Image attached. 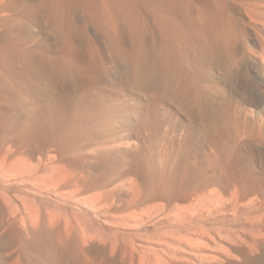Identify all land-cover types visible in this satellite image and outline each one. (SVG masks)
<instances>
[{"label": "rangeland", "instance_id": "374dc122", "mask_svg": "<svg viewBox=\"0 0 264 264\" xmlns=\"http://www.w3.org/2000/svg\"><path fill=\"white\" fill-rule=\"evenodd\" d=\"M84 1L86 0H81L79 5L75 7L77 9H73L72 27L66 24V28L64 26L56 30L53 24L54 20L50 19L48 22L46 19L45 0H0V49L2 46L4 48L6 47L4 45L11 43L13 41L11 39L14 38L15 40L14 36L10 37V32L12 31H15L16 36L20 34L22 38L25 35H27V38L30 34H35L32 35L34 39L26 45L28 48L35 47L32 49H37V53L35 52L32 58V63L35 67L33 71L35 77L33 78L34 80L31 79V87H28V85H25L26 88L23 87L29 94L26 93L25 95H19V98L17 97V101L23 110H29L33 103L38 101L45 109L60 113L67 106L71 107L72 101L70 102V99L73 97L74 99L76 98V101H81L82 99L85 106L93 99L101 103L106 100V104H103L102 109L99 108L97 111L91 110V112H88V106L86 108H83L84 105L82 106L83 110H88H85L86 113L84 111L86 120L84 119V121L75 124V128L73 127L70 132V138H73L76 143L73 140H71L72 143L69 142L68 137L65 139L66 134L62 130L55 129V131H50L46 129L48 128L46 124H42V127L40 126V131L42 132L37 134L35 142L29 141L31 144L27 143L29 146L25 144L27 141L20 140L26 146V148L21 147V150L18 147L23 145L20 143L17 146L19 142L15 139L7 138L6 140V138H2V140L0 138L3 141L0 143V153L2 152V145L3 151L7 150L9 152L6 151L5 153L7 154L4 153L6 158H9L7 157L8 155L10 156L9 159L14 156L12 160L14 161L15 157L21 154L22 158L18 159L19 161H24V159L30 163L33 161L31 165L34 167L38 165L40 170L43 169L40 172H38L39 170L37 171L38 176L41 173L40 176H43L42 178L44 179L43 173L48 175L47 171L50 172V175H53L47 176V178L49 177L50 179L52 177L51 180L53 182H51L54 186L52 187L53 189L44 190L45 183L41 182L37 183L34 188L32 186L33 180L28 177H26L28 179H25V176H23L24 179L20 176L17 180L10 178V180H4L5 182L0 179V193L3 189L4 195L2 193L1 195L5 197L1 196L3 202H0L5 204L6 198L9 196L7 199L13 201L11 202L10 200V203H15L11 204L10 209L16 207L11 212L20 209L17 211L19 214L16 211L13 212L18 214L14 218L15 215L14 217L10 215L8 213L10 209L8 207L6 209L5 206L9 202L5 205L0 203V258L8 259L2 264H17L16 261L19 254L16 249L18 247L16 246L18 243L17 237L19 236L10 234V237L6 238V233H2L7 232V236H9L8 233L12 230L10 227L12 228L14 220L16 223H14V226L20 222L17 225L20 229L17 227L15 229L22 233L21 226L23 227V224L21 225V223L23 221H20V219L22 220L23 215V218H25L24 225L26 226H24V230L28 228L27 230L32 234L33 230L31 228L34 230L40 229L43 225L42 218L46 214L45 211L43 213L44 209L40 204L42 199L48 201L49 211L52 213L53 226L52 228L50 226L49 229L53 232L51 240L54 249L53 255L59 264L263 263L264 256H260V252L253 240L254 238H249L248 235L252 227L245 224L249 214L253 218L259 215L256 207L247 206V208L245 207L247 212H245V209L244 211H235L236 208L229 206L227 211L221 212L223 215L225 214L223 217L220 216L221 220L217 216L210 225L208 224L209 226H205L210 239L216 241L217 245L229 249L230 255L220 253L215 249V244L212 246V243L206 241L209 251L207 249L201 251L205 255L201 256L204 257L203 259H198V256L191 254L190 249H188L190 241L196 239L194 235H190L197 232L195 225L190 224L189 226L187 224V226L185 222V225H182L185 220L182 218L183 216L181 215V217L177 211H175L176 214L172 213L175 207H181L180 209L189 207L197 204L201 199L204 200V196L207 198L210 193L215 192L217 195H224V197L230 196L232 193L235 195L243 194L245 197L242 201L243 203H248L259 198V196L260 198L264 197V64L252 57V51L261 52V49L255 47L250 38H248L249 33L245 22L240 21L238 18L237 7L231 3V6L227 5L224 7L222 6L223 0H221V9L223 10H221V14L224 12L225 15V11H227L229 17L226 14V17L223 15V18L221 15L222 19L219 26L212 25L208 21L207 9L209 6L207 5L210 4L209 0H161V5L154 4L151 2L152 0L150 2L135 0L139 4H137L138 12L136 13L141 29L140 37L138 38L140 43L135 45L132 36H130L129 28H127L125 22L119 21V27L115 34L121 43L124 54L122 57H120L121 55L118 57L116 51H114L115 47H113L112 43H109L108 37L101 34L102 32L96 24L92 26L94 23L84 12ZM8 6L11 11L3 10ZM155 7L158 9L159 7L162 8L166 16L164 14V17H159L162 13L160 9L157 11ZM32 8L34 11H32ZM15 9L19 13H16ZM231 13L235 15L232 16ZM204 16H207V18ZM42 18L43 20H41ZM192 18H198L199 26H204L205 24L206 31L204 30V32L198 34L197 28L191 26L188 22ZM160 19L163 23L167 22L168 28L163 26L160 28ZM205 19L208 21V25L204 22ZM224 19L228 22V26H225L227 22ZM224 21L225 23H223ZM74 25L76 26L74 27ZM211 27L214 31H212ZM227 32L228 34H226ZM65 36L68 37V40ZM74 36L75 39H73ZM165 36L168 38H164ZM21 37L20 39H22ZM71 39L75 40L76 43ZM55 41L58 43V45L55 43L56 47L53 43ZM35 42L38 45L42 43L38 46ZM59 45L63 49H70L69 53L66 50L65 52L63 49H59ZM67 46L73 50L69 47L67 49ZM160 49H166L164 50V56L159 54ZM38 50L40 53L46 51L47 55H44L45 53L38 55ZM73 51L77 52L72 53ZM49 56L52 57L50 58ZM54 56L55 58L69 60L67 61L68 63L65 61L67 67L52 66V63L49 62ZM64 56L66 57L64 58ZM0 57L2 61L4 56L1 50ZM72 57L78 58V61ZM71 62L75 63V65ZM84 66H89V70ZM74 72L77 74L75 75ZM15 86L16 84L7 76V73L0 70V96L4 90L12 89ZM32 87L38 88L39 92L41 91L40 94L37 95L38 92L35 94L31 93L30 88ZM105 87L109 88L106 89ZM121 88L124 90L117 92ZM67 93H70V95ZM120 93H123V95ZM107 96L108 99L111 97L113 100L110 98L109 101ZM113 96L116 98L114 99ZM107 100L112 103L107 102ZM62 105L63 108L61 107ZM11 109L12 106H9L6 102H0V114H2L1 112L7 113L8 110L10 112ZM87 141L91 142L88 143ZM11 142L14 143L12 144ZM67 144L71 148H68ZM27 150H30L33 155H28ZM122 150L124 151L122 152ZM16 151L17 154H14ZM21 151L26 156L20 153ZM29 156L32 157V160ZM8 162H11V160L8 161L7 159ZM34 162L36 163L33 164ZM132 165H135V167L133 168ZM44 168H48V170ZM71 173L73 176L70 175ZM85 176L86 181L90 180H87V178L92 179V181H89L90 184L86 181L83 184L84 187L79 183L72 184V180L75 178L81 177L80 179L84 180ZM189 178L190 180H188ZM164 179L169 183L165 192L153 191V189L158 187L160 181ZM79 185L82 188L86 187L85 189L88 190V193L85 189H81ZM257 185H260V187L256 188L258 187ZM73 187L81 191L79 194V191H75L78 196L81 194L82 197L97 198L96 200L98 201L102 197L100 200L103 202H98L100 205L104 206L105 202L109 201V204L106 203L107 208L112 207L109 209L111 211L114 210L112 214L115 218L119 217V220L114 218V220L109 221V219L107 220L109 222H106V217L98 215L97 221H89L93 232L89 228H85L82 221L76 216V214H81V211L74 202L77 195H74ZM188 187L190 188L188 189ZM71 193L74 196H71ZM14 205L15 207L12 208ZM93 206H90L91 210L98 207L97 205ZM113 206L120 210L117 208L113 209ZM122 207L124 208L122 209ZM147 210L151 214L149 212L145 213ZM202 210L204 211L205 209ZM249 211L254 213L252 214ZM26 213L34 216L39 215L41 218L42 221L40 220L39 225H36V229L32 227L33 225L30 222L27 225L26 221L29 220L27 217H30V214L25 217ZM86 213L88 214L89 212L85 210L82 212L85 218L91 220V215H86ZM135 213L138 217H134ZM136 218L141 219L139 220L140 223L136 222L138 220ZM175 219H178L177 225H173ZM187 220L189 219L186 218ZM67 221L73 222L74 228L71 229L73 230L71 235L66 233L67 228L65 226ZM115 221L117 224L119 221L121 225H117ZM3 227H5V231ZM81 229L84 230V233L91 234L94 237L84 239ZM27 230L22 234L24 237L27 236L26 238H29L31 234L28 236L27 234L30 232ZM226 232L238 237L240 242L227 244L224 238ZM15 237L17 239H14ZM10 244L12 245L11 247ZM249 246H253L252 249ZM78 259L79 262H76Z\"/></svg>", "mask_w": 264, "mask_h": 264}, {"label": "bare ground", "instance_id": "6f19581e", "mask_svg": "<svg viewBox=\"0 0 264 264\" xmlns=\"http://www.w3.org/2000/svg\"><path fill=\"white\" fill-rule=\"evenodd\" d=\"M11 1V0H10ZM41 1H43V0H41ZM46 1V5H45V7H46V19L48 20V22H49V20L51 19H53L54 20V22H53V24H54V26H55V29L57 30V29H61L62 27H64L66 24H69V25H71V26H69V27H72V25H73V17H72V12H73V9L75 8V7H77L78 5H79V2L81 1V0H45ZM137 1V0H136ZM135 0H86V1H84V9H85V13L88 15V17L90 18V20L94 23V24H92L90 21V24H92V26L93 25H97V27H98V29L102 32L101 34H104L106 37H108V39H109V43L111 44H113V47H115V50L114 51H116V53H117V55H118V57L120 56V57H122L123 56V54H124V52H123V50H122V48H121V43H120V41H119V39L117 38V36H116V34H115V32H116V30H117V28L119 27V23L121 22V21H123V22H125V24H126V26H127V28H129V30H130V33H131V35L130 36H132V38H133V42L135 43V45H138L139 43H140V41H139V37H140V26H139V23H138V18H137V13L136 12H138L137 11V2H136ZM145 1H148V2H150L151 0H145ZM181 1V0H180ZM210 1V4L209 5H207V6H209L208 7V9H207V16H208V21H210V23L212 24V25H219L220 24V21H221V19H222V16L224 15V12L221 14V4H222V6H224V7H226L227 5L228 6H231V4H234L235 5V7H237V15H239V20L241 21H244L245 22V26H246V28H247V30H248V33H249V36H248V38H250V40L252 41V44L255 46V47H259L260 49H261V52H255V51H252L251 52V54H252V57L256 60V61H259V62H261V63H263L264 64V0H223L222 1V3H221V0H209ZM151 2H153L154 4H156V5H161L162 4V1L161 0H152ZM22 3V2H21ZM39 3H41V2H39ZM44 3V2H43ZM231 3V4H230ZM20 5V4H19ZM139 5V4H138ZM153 5V4H152ZM36 7V6H35ZM34 7V8H35ZM4 8V7H3ZM25 8V7H24ZM41 8V7H40ZM156 9H157V11H159V9H160V11H161V13H162V15H159V17H164V16H166V14H165V12L163 11V9L162 8H160L159 7V9L157 8V7H155ZM29 9V8H28ZM33 9V8H32ZM75 9H77V8H75ZM230 9V8H229ZM3 10H6V11H11V9H10V7L8 6V7H6V8H4ZM31 10V9H30ZM144 10V9H143ZM5 11V12H6ZM29 11V10H28ZM32 11H34V9L32 10ZM41 11V10H40ZM223 11V10H222ZM230 11V10H229ZM15 12L16 13H19L18 12V10L17 9H15ZM42 12V11H41ZM167 12V11H166ZM204 12H205V10H204ZM226 12V14H227V17H229L228 16V13H227V11H225ZM231 12V11H230ZM165 14V15H164ZM205 14H206V12H205ZM225 14V15H226ZM31 15V14H30ZM37 15V14H36ZM86 15V16H87ZM164 15V16H163ZM222 15V16H221ZM224 15V16H225ZM231 15L233 16V15H235V14H232L231 13ZM149 16V15H148ZM151 17H152V15H150ZM207 16H204V17H206L207 18ZM224 16H223V18H224ZM36 17V16H35ZM40 17V16H39ZM38 17V18H39ZM191 17V16H190ZM226 17V16H225ZM235 17V16H234ZM87 18V17H86ZM232 18V17H231ZM45 19V18H44ZM198 18H192V19H190V20H188V22H189V24L191 25V26H194L195 28H197V30H198V34L199 33H202V32H204V30H205V28H206V26H205V24H204V26H199V24H198V20H197ZM204 19V18H203ZM226 19V18H225ZM224 19V20H225ZM37 20V19H36ZM41 20H43V18L41 19ZM47 20H45V21H47ZM232 20V19H231ZM235 20H236V18H235ZM75 21V20H74ZM120 21V22H119ZM208 21H206V19L204 20V22L207 24L208 23ZM226 21V20H225ZM225 21L223 22V23H225ZM233 21H234V18H233ZM13 22V21H12ZM51 22V21H50ZM88 22V23H89ZM119 22V23H118ZM159 24H160V28L163 26V27H167V22L166 23H163L162 22V20L160 19L159 20ZM187 22V23H188ZM227 22V21H226ZM42 23V22H41ZM87 23V24H88ZM170 23V22H169ZM222 23V24H223ZM86 24V25H87ZM230 24V23H229ZM37 25H38V23H37ZM36 25V26H37ZM44 25V24H43ZM156 25V24H155ZM171 25V24H170ZM208 25V24H207ZM228 26V22L227 23H225V26ZM244 25V24H243ZM28 26V25H27ZM50 26V25H49ZM76 25H74V27H75ZM88 26V25H87ZM92 26H91V28H92ZM220 26V25H219ZM219 26H217V27H219ZM230 26V25H229ZM32 27H34V26H32ZM44 27H45V25H44ZM44 27H41V28H44ZM170 27V26H169ZM224 27V26H223ZM242 27V26H241ZM35 28V27H34ZM48 28V27H47ZM51 28V27H50ZM65 28H66V26H65ZM168 28V27H167ZM210 28V27H209ZM11 30H12V28H10ZM9 29V30H10ZM15 29H17V28H15ZM80 29V28H79ZM164 29V28H163ZM211 29H212V27H211ZM29 30H31V29H29ZM42 30V29H41ZM63 30H66V29H63ZM84 30V29H83ZM167 30V29H166ZM170 30V29H169ZM216 30V29H215ZM217 30H218V28H217ZM17 31V30H16ZM40 31V30H39ZM72 31V30H71ZM85 31V30H84ZM83 31V32H84ZM88 31V30H87ZM162 31V30H161ZM164 31V30H163ZM206 31V30H205ZM212 31H214L213 29H212ZM226 31H228V30H226ZM18 32V31H17ZM29 32V31H28ZM32 32V31H31ZM43 32H44V30H43ZM51 32H52V30H51ZM165 32V31H164ZM210 32V31H209ZM220 32V31H219ZM41 33V32H40ZM56 33V32H55ZM68 33V32H67ZM190 33V32H189ZM207 33V32H206ZM23 34H25V33H23ZM51 34V33H50ZM57 34V33H56ZM81 34H82V32H81ZM88 34V33H87ZM87 34H85V35H87ZM160 34V33H159ZM226 34H228V32L226 33ZM247 34V33H246ZM10 37L12 38V36H14L15 37V40H14V38L13 39H11V40H13L11 43H9V44H7V45H4V46H6V47H4L3 48V46H2V48L0 49L1 51H2V55L4 56V59L1 61L0 60V70L1 71H3V72H5V73H7V76H9V78L10 79H12L13 80V82L16 84V86L15 87H13L12 89H6V90H4V92L1 94V96H0V100L1 101H3V102H6L9 106H12V109H11V111L9 112V110L7 111V113L6 112H1L2 114H0V138L2 139V138H6V140H7V138H13V139H15L16 141H18L19 143H17V146H18V144H20L21 142H20V140H24V141H27L25 144H27L29 141H34L35 140V138H36V136H38L37 134L38 133H40V132H42V131H40V128L42 127L41 125L42 124H46L47 126H48V128H46V129H48V130H50V131H55V129H59L60 131L62 130L63 132H64V134H66L65 136V139L68 137L69 139V142H71V140H73V138H70V132L72 131L71 129L74 127V125L75 124H77V123H79L80 121H84V119L86 120V115H85V113H86V111H88L87 109H82V106L85 104L84 103V101H82V99H81V101L80 100H77L76 101V98L74 99V97L73 98H71L70 99V102H71V107H68L67 106V108H65L64 110H62V111H60V113H54V112H52L53 110H47V109H45L44 107H43V105H40L39 103H38V101L37 102H34L33 103V106L27 111V110H23L22 109V106L20 105V103L17 101V97L19 98V95H22V94H26L27 93V90L25 91V85H28V87H31V83H32V81H31V79H33L34 77H35V75H34V70H35V67H34V65H33V63H32V58L34 57V55H35V52L37 53V49L35 50V49H32V48H35V47H30V48H28V47H26V45L28 44V42H30L31 40H33L34 39V37L32 36V35H35V34H30L27 38H26V36L27 35H25V36H23V38L25 39H23L22 37H21V35L20 34H18L17 36H16V34H15V31L13 32H10ZM20 35V36H19ZM45 35V34H44ZM65 35H67V34H65ZM72 34L70 33V36H71ZM203 35H204V33H203ZM210 35V34H209ZM233 35V34H232ZM19 36V37H18ZM38 36V35H37ZM89 36V35H88ZM169 36H171L170 34H169ZM211 36V35H210ZM229 36V35H228ZM20 37L22 38V39H20ZM51 37V36H50ZM57 37H59V36H57ZM66 37V39L68 40V37L67 36H65ZM72 37V36H71ZM164 38H168V37H164ZM229 38V37H228ZM231 38H232V36H231ZM10 39V38H9ZM40 39V38H39ZM44 39H46V38H44ZM70 39V38H69ZM73 39H75V36L73 37ZM73 39H71V40H73ZM156 39V38H155ZM76 40H78V39H76ZM80 40V39H79ZM83 40V39H82ZM81 40V41H82ZM101 40V39H100ZM6 41V40H5ZM53 41V40H52ZM73 41H75V40H73ZM73 41H71V42H73ZM91 41H92V39H91ZM126 41V40H125ZM224 41V40H223ZM222 41V42H223ZM226 41H228V40H226ZM10 42V41H9ZM68 42H70V41H68ZM67 42V43H68ZM124 42V41H123ZM158 42V41H157ZM156 42V43H157ZM172 42V41H171ZM249 42V41H248ZM36 43V42H35ZM42 43V42H41ZM40 43V44H41ZM54 43V45H55V43H56V41L55 42H53ZM75 43H76V41H75ZM166 43V42H165ZM213 43V42H212ZM37 44V43H36ZM39 44V45H40ZM45 44V43H44ZM43 44V45H44ZM50 44H51V42H50ZM57 45H58V43H56ZM63 44V43H62ZM215 44V43H214ZM32 45V44H31ZM38 45V44H37ZM38 45V46H39ZM57 45H55V47L57 46ZM61 45V44H60ZM59 45V46H60ZM73 45V44H72ZM217 45V44H216ZM215 45V46H216ZM42 46V45H41ZM41 46H40V48H41ZM46 47L48 48V46L46 45ZM50 47H52V46H50ZM68 47L69 46H67V49H68ZM162 47V46H161ZM212 47H213V44H212ZM246 47V46H245ZM38 49H40L39 47H37ZM42 48H43V46H42ZM69 48H71V47H69ZM75 48H77V47H75ZM75 48H74V50H75ZM81 48V47H80ZM44 49V48H43ZM59 49H63V47L61 48V46H60V48ZM84 49H86V48H84ZM112 49V48H111ZM221 49V48H220ZM42 50V49H41ZM47 50V49H46ZM53 50V49H52ZM64 51L66 50V48L65 49H63ZM71 50H73L72 48H71ZM79 50V49H78ZM82 50H83V48H82ZM82 50H80V51H82ZM164 50H166V49H164ZM164 50L163 49H160V53L159 54H161L162 56H164L165 54V52H164ZM167 50H168V48H167ZM42 51H44V50H42ZM56 51V50H55ZM68 53H69V51H70V49L69 50H66ZM65 51V52H66ZM113 51V50H112ZM38 52H39V50H38ZM50 52H52V51H50ZM61 52H62V50H61ZM75 52H77V51H75ZM74 51L72 52V53H75ZM79 52V51H78ZM43 53V52H42ZM42 53H38V55H40V54H42ZM45 53V54H44ZM43 54L44 55H47V52L45 51ZM49 53V52H48ZM85 53H87V52H85ZM137 53H138V51H137ZM226 53V52H225ZM50 54V53H49ZM54 54H56V53H54ZM63 54H66V53H63ZM80 54V53H79ZM58 55V54H57ZM57 55H56V57H57ZM61 55H62V53H61ZM52 56H53V54H52ZM52 56H49L50 58L52 57ZM82 56V55H81ZM86 56V55H85ZM128 56H130V55H128ZM134 56V55H133ZM39 57H41V56H39ZM60 57V56H59ZM66 56H64V58H65ZM70 57V56H69ZM76 57V56H75ZM75 57H72L73 59L75 58ZM77 57H79V55H77ZM1 58V57H0ZM36 58V57H35ZM45 58V57H44ZM48 58V57H47ZM89 58V57H88ZM43 59V58H42ZM49 59V58H48ZM66 59H68V58H66ZM73 59H71V61H73ZM76 59V58H75ZM78 59V58H77ZM76 59V61H78ZM123 59V58H122ZM51 60V62H49V63H52V66L54 65V67L56 66V67H58V66H60V67H67V65H66V62L67 61H69V60H64L63 58H55V56H54V58H52V59H50ZM37 61H38V59H37ZM46 61V60H45ZM66 61V62H65ZM76 61H74L75 63H77ZM121 62V61H120ZM47 63V62H46ZM68 63V62H67ZM72 63V62H71ZM75 63H72V64H74L75 65ZM78 64H80L79 62H78ZM77 64V65H78ZM81 65V64H80ZM80 65H78V66H80ZM116 65V64H115ZM68 66H72V65H68ZM82 66V65H81ZM84 67H87L86 69H88V67L89 66H84ZM82 68V69H85V68ZM74 69V68H73ZM38 70V69H37ZM59 70V69H58ZM75 70V69H74ZM89 70V69H88ZM68 71V70H67ZM76 72V71H75ZM74 72V73H75ZM71 73V72H70ZM72 74V73H71ZM77 73H75V75H76ZM4 75V74H3ZM108 75V74H107ZM7 78V77H6ZM34 80V79H33ZM42 80V79H41ZM263 80H264V77H263ZM44 83V82H43ZM37 84V83H36ZM67 84V83H66ZM263 84H264V81H263ZM13 85V84H12ZM114 85V84H113ZM23 87H25V88H23ZM75 87V86H74ZM95 87V86H94ZM99 87V86H98ZM115 87V86H114ZM263 87H264V85H263ZM96 88V87H95ZM94 88V89H95ZM104 88V87H103ZM106 88V87H105ZM109 88V87H108ZM108 88H106V89H108ZM88 89V88H87ZM92 89H93V87H92ZM264 89V88H263ZM89 90H91L90 88H89ZM122 90H124L123 88H121L120 90H118L117 92H121ZM3 91V90H2ZM29 91V90H28ZM30 91H31V93H37V95H39L40 94V92H39V90H38V88H36V87H32V88H30ZM48 91V90H47ZM46 91V92H47ZM83 91V90H82ZM88 91V90H87ZM126 91V90H125ZM74 92H75V90H74ZM73 92V93H74ZM79 92V91H78ZM86 92V91H85ZM85 92H84V95H85ZM124 92V91H123ZM30 93V94H31ZM70 93H71V91H70ZM70 93H67V94H69L70 95ZM88 93V92H87ZM87 93H86V95H87ZM131 93V92H130ZM27 94H29V93H27ZM47 94V93H46ZM72 94V93H71ZM75 94H76V92H75ZM80 94V93H79ZM118 94V93H117ZM120 94H122L123 95V93H120ZM119 94V95H120ZM37 95H34V96H37ZM73 95V94H72ZM118 95V96H119ZM66 96V95H65ZM68 96V95H67ZM75 96V95H74ZM83 96V95H82ZM111 96V95H110ZM118 96H117V98H118ZM121 96V95H120ZM48 97V96H47ZM70 97V96H69ZM68 97V98H69ZM76 97V96H75ZM78 97H79V95H78ZM95 97V96H94ZM122 97V96H121ZM121 97H119V98H121ZM35 98V97H34ZM50 98V97H49ZM52 98H54V97H52ZM80 98H82V97H80ZM80 98H78V99H80ZM87 98H90V97H87ZM111 98V97H110ZM110 98L108 99V96H107V99L110 101ZM113 98H114V96H113ZM116 98V97H115ZM114 98V99H115ZM153 98V97H152ZM36 99V98H35ZM51 99V98H50ZM112 99V98H111ZM145 99V98H144ZM34 100V99H33ZM87 100V99H86ZM96 99H93L92 101H89L88 102V100H87V102H88V104H87V106H88V108H89V111L88 112H91V110H96L97 111V109H99V108H101L102 109V107H103V104H106L105 102H106V100H105V102H99V101H95ZM107 100V102H109ZM113 100V99H112ZM111 100V101H112ZM118 100V99H117ZM0 101V102H1ZM68 101V100H67ZM66 101V102H67ZM119 101V100H118ZM153 101H155V100H153ZM114 102V101H113ZM133 102V101H132ZM109 103H112V102H109ZM108 103V104H109ZM2 104V103H1ZM70 104V103H69ZM69 104H67V105H69ZM107 104V105H108ZM64 105V104H63ZM63 105L61 106L62 108H63ZM113 105H114V103H113ZM156 105V104H155ZM158 105V104H157ZM85 106V105H84ZM83 106V108H86L87 106H85L84 107ZM106 106V105H105ZM119 106V105H118ZM153 106V105H152ZM2 107V106H1ZM51 107V106H50ZM58 107V106H57ZM111 107V106H110ZM109 107V108H110ZM91 108H93V109H91ZM131 108V107H130ZM2 109V108H1ZM152 109V108H151ZM166 109V108H165ZM56 110V109H55ZM58 110H60V109H58ZM57 110V111H58ZM86 110V111H85ZM117 110V109H116ZM124 110V109H123ZM148 110V109H147ZM2 111V110H1ZM3 111H5V110H3ZM84 111H85V113H84ZM121 111V110H120ZM164 111V110H163ZM9 112V113H8ZM92 112H94V111H92ZM119 112V111H118ZM151 112V111H150ZM6 113V114H5ZM96 113V112H95ZM144 113V112H143ZM229 113V112H228ZM228 113H227V115H228ZM88 114V113H87ZM115 114V113H114ZM150 115V114H149ZM91 116V115H90ZM101 116V115H100ZM96 118H97V116H95ZM106 117V116H105ZM207 117V116H206ZM91 118V117H90ZM101 118V117H100ZM91 120V119H90ZM246 120V119H245ZM166 121V120H165ZM242 121V120H241ZM246 121H248V120H246ZM90 122V121H89ZM96 122H98V121H96ZM121 122V121H120ZM249 122V121H248ZM247 122V123H248ZM99 123H100V121H99ZM103 123H104V121H103ZM102 123V124H103ZM168 123V122H167ZM254 123V122H253ZM244 124V123H243ZM41 126V127H40ZM242 126H244V125H242ZM246 126V125H245ZM241 127V126H240ZM248 127V126H247ZM75 128V127H74ZM249 128V127H248ZM247 128V129H248ZM127 129V128H126ZM240 129V128H239ZM246 129V130H247ZM214 130V129H213ZM249 130V129H248ZM251 130V129H250ZM79 131V130H78ZM253 131V130H252ZM74 132V131H73ZM54 133V132H53ZM90 133V132H89ZM145 133V132H144ZM47 134V133H46ZM61 134V133H60ZM88 134V133H87ZM92 135V134H91ZM98 135V134H97ZM89 136V135H88ZM213 136V135H212ZM211 136V137H212ZM43 137V136H42ZM38 138V137H37ZM46 138V137H45ZM83 138V137H82ZM85 138V137H84ZM108 138V137H107ZM183 138V137H182ZM215 138V137H214ZM0 139V140H1ZM49 139V138H48ZM3 140V139H2ZM0 141V143L1 142H3V141ZM38 140V139H37ZM62 140V139H61ZM64 140V139H63ZM82 140V139H81ZM84 140V139H83ZM89 140V139H88ZM92 140H93V138H92ZM110 140V139H109ZM36 141V140H35ZM34 141V142H35ZM39 141V140H38ZM67 141V140H66ZM79 141V140H78ZM125 141V140H124ZM145 141V140H144ZM253 141V140H252ZM73 142H75L76 143V141H74L73 140ZM82 142V141H81ZM85 142V141H84ZM88 142V141H87ZM91 142V141H90ZM90 142H88V143H90ZM12 143V142H11ZM14 143V142H13ZM12 143V144H13ZM30 143V142H29ZM60 143V142H59ZM72 143V142H71ZM83 143V142H82ZM152 143V142H151ZM10 144V143H9ZM16 144V143H15ZM22 145L24 144V143H21ZM31 144V143H30ZM69 144V143H68ZM68 144L66 145L68 148H71V147H69L68 146ZM5 145V144H4ZM123 145V144H122ZM255 145V144H254ZM13 146V145H12ZM11 146V147H12ZM15 146V145H14ZM27 146H29L28 144H27ZM32 146V145H31ZM20 147V148H19ZM18 147V149L19 150H21L22 148L21 147H25L26 148V146L25 145H23V146H19ZM65 147V146H64ZM74 147H76V146H74ZM182 147V146H181ZM8 148V147H7ZM25 148H23V149H25ZM35 148V147H34ZM44 148V147H43ZM117 148V147H116ZM1 149H2V152L0 153V179H2L3 181L4 180H6V179H8V180H10V178H12V179H14V180H17L20 176H22L21 178H23V176H25V179H28V178H31L32 180H33V184H32V186L34 187H36L37 186V183L39 184V183H41V182H43V183H45V188H44V190H49V189H53L52 187H54L53 186V180H51V178L52 177H50V179H49V177L47 178V176H53L52 174L50 175L49 173L50 172H48L47 171V173H48V175L47 174H45V173H43V172H45L46 170H48V168L46 169V168H44V169H46L45 171H43L42 173L44 174V179L42 178L43 176H40L41 175V173H40V175L38 176L37 174H38V172H40V171H42L43 169H39L40 168V166H36V167H34L33 165H31V163L33 162V161H31V163L27 160H25L24 159V161H19L18 159H21L22 158V156H21V154L19 155V156H17V155H15V156H17V157H15L16 159L14 160V161H12L14 158V156H11V158L12 159H9L10 158V156L8 155L7 157H9V158H6V155L5 154H7V153H5L3 150V146L1 145ZM13 149V148H12ZM15 149V148H14ZM72 150V149H71ZM10 151V150H9ZM28 151V155H33V153L30 151V150H27ZM79 151V150H78ZM124 150H122V152H123ZM8 152V151H7ZM5 153V154H4ZM9 153V152H8ZM11 153V152H10ZM13 153V152H12ZM20 153H22V151L20 152ZM24 153V152H23ZM22 153V154H23ZM14 154H17V151H16V153H14ZM25 154V153H24ZM23 154V155H24ZM42 154V153H41ZM70 155V154H69ZM21 156V157H20ZM24 156H26V155H24ZM37 156V155H36ZM18 157H20V158H18ZM31 156H29V158H30ZM34 157V156H33ZM28 158V159H29ZM35 158V157H34ZM7 159H8V161L9 160H11V162H8L7 163ZM31 160H32V157H31ZM51 160V159H50ZM106 160V159H105ZM164 160V159H163ZM180 160V159H179ZM174 161V160H173ZM177 161V160H176ZM37 162V161H36ZM36 162H34L33 164H35ZM134 162V161H133ZM170 162H172V161H170ZM76 163V162H75ZM149 163V162H148ZM182 163V162H181ZM37 164H39L38 162H37ZM41 164V163H40ZM174 164V163H173ZM175 164H177V163H175ZM44 165V164H43ZM46 165V164H45ZM158 165V164H157ZM177 165H180V164H177ZM176 165V166H177ZM41 166H42V164H41ZM133 166V165H132ZM132 166H130V167H132ZM135 167V165L133 166V168ZM138 167V166H137ZM140 167V166H139ZM144 167V166H143ZM157 167V166H156ZM161 167V166H160ZM169 167V166H168ZM42 168V167H41ZM151 168V167H150ZM176 168V167H175ZM185 168V167H184ZM73 169V168H72ZM75 169V168H74ZM169 169V168H168ZM167 169V170H168ZM177 169V168H176ZM39 170V171H38ZM77 170V169H76ZM157 170V169H156ZM38 171V172H37ZM68 171V170H67ZM139 171H140V169H139ZM138 171V172H139ZM176 171V170H175ZM71 172V171H70ZM73 172V171H72ZM142 172V171H141ZM189 172V171H188ZM187 172V173H188ZM66 173H68V172H66ZM79 173H81V171H79ZM79 173H77V174H79ZM94 173V172H93ZM140 173V172H139ZM146 173V172H145ZM42 174V175H43ZM175 174V173H174ZM70 175H72L73 176V174L71 173ZM82 175V174H81ZM176 175V174H175ZM31 176H34V177H31ZM69 176V175H68ZM67 176V177H68ZM74 176H76V175H74ZM185 176V175H184ZM26 177H28V178H26ZM63 177V176H62ZM78 177V176H77ZM141 177H142V175H141ZM171 177V176H170ZM186 177V176H185ZM34 178V179H33ZM74 178V177H73ZM81 178V177H80ZM80 178H75L74 180H72V184L74 185V184H85L86 182H89V181H92V179L91 178H87V180L88 179H90V180H88V181H86L85 179H86V176H85V178H84V180L83 179H80ZM82 178H83V176H82ZM222 178V177H221ZM24 179V178H23ZM42 179H43V181H42ZM80 179V180H79ZM22 180V179H21ZM31 180V181H32ZM48 180H50V181H48ZM63 180V179H62ZM69 180V179H68ZM67 180V181H68ZM188 180H190V178L188 179ZM229 180V179H228ZM232 180H234L233 178H232ZM254 181H255V179H253ZM257 180V179H256ZM38 181H40V182H38ZM45 181V182H44ZM52 181V182H51ZM70 181V180H69ZM86 181V182H85ZM94 181V180H93ZM167 180L166 179H164V180H161L160 181V184L158 185V187L157 188H155V189H153V191L155 190V191H161V192H165V190L168 188V186H169V183H167L166 182ZM2 182V181H1ZM5 182V181H4ZM24 182V181H23ZM30 182V181H29ZM64 182V181H63ZM108 182V181H107ZM146 182V181H145ZM224 182H226V181H224ZM228 182V181H227ZM238 182V181H237ZM10 183H11V181H10ZM22 183V182H21ZM93 183V182H92ZM95 183L97 184V182L95 181ZM150 183V182H149ZM180 183V182H179ZM191 183V182H190ZM218 183V182H217ZM233 183V182H232ZM240 183V182H239ZM262 183V182H261ZM26 184H27V182H26ZM58 184V183H57ZM68 184H70V183H68ZM88 184V183H87ZM86 184V185H87ZM89 184H90V182H89ZM189 184V183H188ZM225 184V183H224ZM12 185V184H11ZM23 185V184H22ZM42 185V184H41ZM56 185V184H55ZM67 185V184H66ZM93 185V184H92ZM98 185V184H97ZM96 185V186H97ZM234 185H235V183H234ZM43 186V187H44ZM80 186V185H79ZM89 186V185H88ZM99 186V185H98ZM98 186H97V188H98ZM185 186V185H184ZM190 186V185H189ZM192 186H193V184H192ZM195 186V185H194ZM218 186V185H217ZM225 186H226V184H225ZM239 186H241V185H239ZM248 186V185H247ZM250 186V185H249ZM254 186H256V185H254ZM258 187H256V188H259L260 187V185H257ZM8 187V186H7ZM34 187V188H35ZM42 187V188H43ZM75 187V186H74ZM74 187H73V193H74V195H77V194H75L76 192L75 191H79L77 188V190L76 189H74ZM77 187V186H76ZM83 187H84V185H83ZM94 187V186H93ZM101 187V186H100ZM244 187V186H243ZM32 188V187H31ZM41 188V187H40ZM59 188V187H58ZM63 188V187H62ZM80 188L81 189H85V188H82L81 186H80ZM173 188V187H172ZM187 188V187H186ZM190 187H188V189H189ZM228 188H230V187H228ZM240 188V187H239ZM249 188V187H248ZM253 188V187H252ZM33 189V188H32ZM80 189V190H81ZM241 189V188H240ZM245 189V188H244ZM86 190V189H85ZM111 190V189H110ZM187 190V189H186ZM191 190V189H190ZM2 192V194L4 195V192H3V189L1 190ZM5 191V190H4ZM52 191V190H51ZM88 190H86V192H87ZM257 191V190H256ZM255 191V192H256ZM45 192V191H44ZM71 192V191H70ZM81 191H79L78 192V194L80 193ZM113 192V191H112ZM167 192V191H166ZM208 192V191H207ZM1 193H0V197L2 196L1 195ZM88 193V192H87ZM86 193V194H87ZM115 193V192H114ZM127 193V192H126ZM144 193V192H143ZM170 193V192H169ZM183 193V192H182ZM181 193V194H182ZM82 194H84V193H82ZM103 194V193H102ZM116 194V193H115ZM156 194V193H155ZM39 195V194H38ZM68 195V194H67ZM69 195H70V193H69ZM74 195H72V193H71V196H74ZM85 195V194H84ZM130 195V194H129ZM153 195H154V193H153ZM243 195V194H242ZM241 194H238V195H235L234 193H232V195H230V196H227V197H224V195L223 196H221V194L220 195H217L216 194V192L215 193H210V195H208V197L206 198L205 196H204V200L203 199H201V200H199L198 201V203L197 204H193V205H191V206H189V207H182V209H180L179 207L177 208V207H175V208H173V210L172 211H174V212H172V213H175V211H177L178 212V214H180V216L182 217V218H184L185 220L183 221V224L182 225H185L184 224V222L186 223V225L188 224L189 226H190V224L192 225V224H194L195 225V227L197 228V232L195 233V234H190V235H194L195 237H196V239H193L192 241H190V247L188 248V249H190V252H191V254H193L194 256H198V259L199 258H201V259H203L204 257H201V256H205L204 254H203V252H201L203 249H207L208 251H209V246L207 245V242H209V243H212V246H213V244H215L216 245V247H215V249L216 250H218L220 253H224V255H230V251H229V249H227L226 247L224 248V247H222V246H219V245H217V242L216 241H214V240H212V239H210V236H209V234H208V232H207V229L205 228V226H207L208 224L210 225V223H212V221H213V219L215 218V217H220V216H225V214L223 215L221 212H223V211H227V208L229 207V206H232L233 208H236V210L235 211H239V210H241V211H244V209H245V207L247 208V206H250V207H256L257 209H258V212H259V215L257 216V217H255V218H253L252 216H251V214H249V216H247V217H249V218H246V220H245V224H246V226H251L252 227V232L250 231V234H248L249 235V238L250 237H253L254 239V242L256 243V248L258 249V251L260 252V256H264V197H261L260 198V196H259V198H256V199H254V200H252V201H249L248 203H243L242 201L245 199V197H244V195L242 196ZM46 196V195H45ZM88 196V195H87ZM104 196V195H103ZM116 196V195H115ZM169 196V195H168ZM263 196V195H262ZM2 197H4V196H2ZM0 198L1 200L0 201H2L3 200V198ZM9 197V196H8ZM7 197V198H8ZM69 198H70V196H68ZM76 197V200L74 201L75 202V204L77 205V207H78V209L81 211V214H76V216L82 221V224H83V226L85 227V228H89L90 230H91V228H90V225H89V223L91 222V221H94V220H96L97 219V217H98V215H102V217H106V222H109V221H111V220H114V218H115V216L112 214V213H114L113 211L114 210H110L109 208H112V207H109V208H107V204H109L108 202H105V204H104V206L102 205V207H101V205L98 203V202H100V201H102V200H100L99 199V201L98 200H96L97 198H91V197H82V195L80 194V196H75ZM78 197V198H77ZM108 197V196H107ZM5 198V197H4ZM6 198V201H5V204L7 203V202H9L7 205H5V204H2L1 202V205H5L6 206V209H7V207L10 209L11 208V204L12 203H10V200L11 199H7ZM30 198V197H29ZM155 198V197H154ZM170 198V197H169ZM174 198V197H173ZM178 199H180L179 197H177ZM20 199V198H19ZM24 199V198H23ZM74 199V198H73ZM107 199H109V198H107ZM146 199V198H145ZM177 199V200H178ZM183 199V198H182ZM9 200V201H8ZM72 200V199H71ZM70 200V201H71ZM95 200V201H94ZM168 200V199H167ZM170 200V199H169ZM175 200V199H174ZM36 201V200H35ZM35 201H33V202H35ZM68 201V200H67ZM105 201V200H104ZM107 201V200H106ZM127 201H128V199H127ZM132 201V200H131ZM183 201V200H182ZM3 202V201H2ZM11 202H13L12 200H11ZM16 202V201H15ZM97 202V203H96ZM103 202V201H102ZM120 202H121V200H120ZM36 203V202H35ZM70 203V202H69ZM94 203H96V204H94ZM101 203V202H100ZM124 203H126V202H124ZM123 203V204H124ZM167 203V202H166ZM169 203V202H168ZM10 204V205H9ZM13 204H15V203H13ZM12 204V205H13ZM40 204H41V207L44 209H42L43 210V213H44V211L46 212V214H45V217H43L42 219H43V221L41 220V218L39 217V215H32V214H28V213H26L25 214V217L27 216V215H29L30 217H27V219H29L28 221H26L27 222V225H28V222H30L33 226L32 227H35V229H36V225H39V222H40V220L43 222L41 225V227H40V229H37V230H34L33 228H31V230H33V233L31 234V232L29 231V230H27L28 228H26L25 230L23 229V228H25L26 226L24 225V219L25 218H23L24 217V215L22 216V220L20 219V221H23L22 223H21V225L23 224V227L21 226V228H22V231L24 232V231H29L30 233H26L28 236H29V234H31V237H29V238H26L27 236H25L24 237V235L22 234V233H20L19 231H17L16 229L18 228V229H20L17 225L20 223L19 222V220H18V224L16 225V226H14L16 223H15V220L12 222L13 223V225H12V228L10 227V229H12V230H10L9 231V233H8V235L9 236H7V232H3L2 234H4V233H6V238L7 237H10V234H16V235H14V236H19V237H15L14 239H17L18 240V243L16 244V246H18L16 249L18 250V252H19V254H18V256H17V261H16V263L17 264H59V262H58V260H56L55 259V257H54V253H53V251H54V249H53V243L51 242V240H52V235H53V232L52 231H50V229H49V227L51 226V228H52V213H50V211H49V209H50V206H49V203H48V201H46V200H41L40 201ZM120 204V203H119ZM122 204V206H124ZM128 205H129V203H127ZM33 205V204H32ZM93 205H100V206H98V207H95L94 208V210L92 209L91 210V208H90V206L92 207ZM112 205V204H111ZM113 205H114V203H113ZM121 205V204H120ZM167 205H169V204H167ZM73 206H75V205H73ZM188 206V205H187ZM13 207H15V205L14 206H12V208ZM18 207V206H17ZM72 207V206H71ZM76 207V208H77ZM94 207V206H93ZM114 207V206H113ZM120 207V206H119ZM127 207V206H126ZM16 208V207H15ZM15 208H13V209H15ZM107 208V209H106ZM115 208H117V207H114L113 209H115ZM124 207H122V209H123ZM128 208V207H127ZM171 208V207H170ZM9 209H8V211H9ZM13 209H10V211L8 212L10 215H12L13 217H14V215H15V217L14 218H16L17 216H16V214L18 213L19 214V212H17L18 210H20V209H16V210H14L13 212H17V213H13V212H11ZM96 209V210H95ZM109 209V210H108ZM118 209V208H117ZM149 209V208H148ZM202 209H205L204 211L202 210ZM87 211V212H89L88 214H90L91 215V220L90 219H87V218H85L84 217V215L82 214V212L83 211ZM118 210H120V209H118ZM118 210H117V212H118ZM246 210V209H245ZM250 210V209H249ZM5 211V210H4ZM145 211V210H144ZM171 211V210H170ZM12 214H11V213ZM21 212V211H20ZM116 212V211H115ZM150 213L151 214V212L149 211V210H147V212H145V213ZM161 212V211H160ZM234 212V211H233ZM245 212H247V210L245 211ZM249 212H251L252 213V211H249ZM143 213V212H142ZM142 213H141V215H142ZM152 213H153V211H152ZM162 213H163V211H162ZM230 213V212H229ZM228 213V214H229ZM254 213V212H253ZM252 213V214H253ZM17 214V215H18ZM22 214V213H21ZM39 214V213H38ZM87 213H86V215H88ZM176 214V213H175ZM216 214H219V215H216ZM243 214H244V212H243ZM242 214V215H243ZM32 215V216H31ZM132 215H134V214H132ZM144 215V214H143ZM159 215V214H158ZM233 215H234V213H233ZM236 215V214H235ZM246 215V214H245ZM136 216V213H135V215H134V217ZM171 216V215H170ZM173 216V215H172ZM178 216V215H177ZM252 218H251V217ZM21 217V216H20ZM132 217V216H131ZM130 217V218H131ZM133 217V218H134ZM136 217H138V216H136ZM149 217V216H148ZM158 217H160V216H158ZM175 217H176V215H175ZM174 217V218H175ZM180 217V218H181ZM117 219L119 218V217H116ZM115 218V219H116ZM122 218V217H121ZM125 218H126V216H125ZM140 218H142V217H140ZM140 218H136V219H138V220H136V222H139L140 223V221L139 220H141ZM146 218V217H145ZM177 218V217H176ZM186 218H188L189 220H187L186 221ZM231 218V217H230ZM110 219V220H109ZM116 219V220H117ZM127 219V218H126ZM224 219V218H223ZM222 219V220H223ZM16 220V221H17ZM107 220H109V221H107ZM119 220V219H118ZM120 220H122V219H120ZM125 220V219H124ZM178 219H175V222L173 223V225H177V223H178V221H177ZM182 220V219H181ZM219 220H221V217H220V219ZM231 220H232V218H231ZM12 221V220H11ZM90 221V222H89ZM97 221V220H96ZM143 221V220H142ZM224 221V220H223ZM8 222V221H7ZM25 222V223H26ZM116 222V221H115ZM124 222V221H123ZM135 222V223H136ZM167 222V221H166ZM6 223V222H5ZM11 223V224H12ZM72 223L73 222H68L67 221V223H66V228H67V231H66V233L68 234V235H71V233L73 232V230H71V229H73L74 227H73V225H72ZM111 223V222H110ZM113 224H114V222H112ZM156 223H158V222H156ZM162 223V222H161ZM11 224H9V225H11ZM116 224H117V222H116ZM137 224V223H136ZM135 224V226L136 227H138L137 225ZM180 224V223H179ZM117 225H121L120 223H119V221H118V224ZM130 225H132V224H130ZM187 225V226H188ZM208 225V226H209ZM25 226V227H24ZM179 226H181V225H179ZM245 226V225H244ZM17 227V228H16ZM112 227V226H111ZM176 227H178V226H176ZM4 228V231H5V227H3ZM16 228V229H15ZM30 229V228H29ZM137 229V228H136ZM180 229V228H179ZM182 229V228H181ZM187 229V228H186ZM81 231H82V237L84 238V239H90V238H92V237H94V236H92L91 234L90 235H88L87 233H84V230H82L81 229ZM92 232H93V230H91ZM20 234H22V235H20ZM95 234V233H94ZM130 234V233H129ZM23 236V237H22ZM219 236V235H218ZM247 236V235H246ZM245 236V237H246ZM3 237H4V235H3ZM2 238V237H1ZM219 238V237H218ZM224 238L226 239V241H227V244L228 243H236V242H240V240H239V238L238 237H236V236H233V235H230L229 233H225V235H224ZM4 239V238H3ZM241 239V238H240ZM10 240H11V238H10ZM216 240V239H215ZM180 241V240H179ZM207 241V242H206ZM181 242H184V241H181ZM11 243H12V240H11ZM180 243V242H179ZM174 244V243H173ZM181 245H182V243H180ZM221 244V243H220ZM186 245V244H185ZM223 245V244H222ZM12 245L10 244V247H11ZM9 247V246H8ZM9 247V248H10ZM14 247V246H13ZM188 247V246H187ZM250 247V249H252V247L251 246H249ZM7 249V248H6ZM10 250H11V248H10ZM13 250V249H12ZM17 250H16V252H17ZM76 252V251H75ZM79 252V251H78ZM77 252V253H78ZM189 252V253H190ZM11 253V252H10ZM79 254V253H78ZM53 255V256H52ZM75 255V254H74ZM214 256V255H213ZM216 256H218V255H216ZM3 257V256H2ZM12 257V256H11ZM190 257H191V255H190ZM16 258V257H15ZM216 258V257H215ZM7 259V258H6ZM6 259H4V258H0V264H2V263H5V260ZM8 260V259H7ZM12 261V260H11ZM199 261V260H198ZM201 261V260H200ZM217 261V260H216ZM76 262H79V259H78V261H76ZM12 263V262H11ZM14 264V263H13ZM260 264H264V262L263 263H260Z\"/></svg>", "mask_w": 264, "mask_h": 264}]
</instances>
